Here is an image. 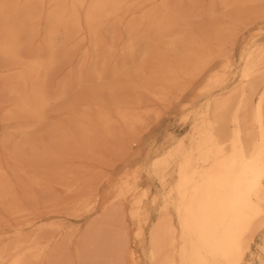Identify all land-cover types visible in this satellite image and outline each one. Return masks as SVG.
<instances>
[{"label":"bare ground","instance_id":"obj_1","mask_svg":"<svg viewBox=\"0 0 264 264\" xmlns=\"http://www.w3.org/2000/svg\"><path fill=\"white\" fill-rule=\"evenodd\" d=\"M262 2L264 0H210V5L220 4L229 10ZM170 3L196 5L198 1L0 0V56L8 62L6 64L12 72L7 74L9 88H4L15 96L10 106L4 104L5 115L10 119L21 116L32 120V123L22 126L20 130L23 133L43 124L51 103L67 98L70 87L75 83L80 85L86 82L88 76L81 74L77 80L70 79L67 84H62L55 93L50 94L47 90L50 73L62 56L73 52L80 42L94 39L93 52L98 53L100 58L95 62L90 61V51L87 50L83 65L90 64L87 69H93L98 82L105 80L103 75L106 69L115 71V78L129 66H137L136 56L142 40L155 38L154 41H158L171 37L174 42L178 33L174 24L178 16L184 13L189 17L191 13L176 12L170 8ZM144 4L151 5V9L134 13L123 26V31L129 37L125 51L132 59L122 58L121 62L112 63L110 56L119 52L115 44L119 40L115 29L109 33L107 26L128 16L133 7ZM143 27L145 33L140 35ZM237 31L222 28L212 35H217L220 42L230 44L224 56L225 62L208 74L197 92L196 97L203 100L198 104L189 102L183 105L182 120L189 126L188 132L182 136L170 134L164 151L154 156L147 165L127 171L115 184L118 190L116 198L126 199L131 218L139 223L137 239H145V226H155L148 234L151 249L146 254L154 264H264V238L262 243H257L258 234L264 230V42L259 43L251 38L240 49L236 42ZM122 35L124 33L119 37L123 38ZM39 37L44 40L42 50L24 57L23 52L30 48V42ZM108 37H111V41H108ZM194 37L191 44L198 48L191 49L183 60L174 59L182 46L180 43L175 42L171 48L161 49L158 42L155 51L159 57L149 74L150 78L145 79L144 83L182 85L188 79L186 85L192 84L211 64V58H205L204 53L213 50L211 45L205 46L200 36ZM26 41L30 42L26 44ZM236 61L241 66H236ZM162 99L166 101V94ZM116 114L130 129L144 122V118L136 117L120 106ZM82 117L86 118L85 115ZM101 117L104 121L102 126L110 123L105 111H102ZM92 130L84 128L83 136L89 137ZM66 137L69 142L65 147L69 148L73 143L70 142L72 136L68 133ZM139 140L134 138L129 142L137 145ZM82 146L87 147V144ZM42 159V156L32 155L27 160L35 161L36 166ZM16 162L14 166L19 165L20 161ZM20 169L22 166L17 168ZM5 170L0 166V197L9 199L6 207L13 215L22 214L24 212L16 198L20 195L19 199L23 200V194L15 195L18 192H13L12 175L9 173L7 176ZM143 172L157 177L163 190L161 195L153 192V185L142 190L139 186L133 187L131 180L140 177ZM32 180L40 185V178ZM23 192L21 189L20 193ZM149 205L160 212L156 223H153ZM115 210L112 217L103 219L105 223L110 219L115 221L106 234L123 244L125 236L114 232L116 224L119 229L122 228L123 212L117 208ZM102 227L106 229L105 224L97 228L100 234H104ZM56 228L61 230L57 225L49 230ZM92 236L97 237L98 234ZM41 239V236L34 234L26 239L18 238L12 248L0 247V264H64L60 244L52 245L57 237L48 241ZM86 244L87 239L83 241V264H86ZM256 245L260 249L258 253L254 250ZM130 255L134 264H142V258L137 253L131 252Z\"/></svg>","mask_w":264,"mask_h":264},{"label":"rangeland","instance_id":"obj_2","mask_svg":"<svg viewBox=\"0 0 264 264\" xmlns=\"http://www.w3.org/2000/svg\"><path fill=\"white\" fill-rule=\"evenodd\" d=\"M197 1L196 5L170 3V8L176 12L191 13L189 17L184 13L178 16L174 24V29H178L174 42L171 37H163L158 41H154L155 38L142 40L136 56L138 65L129 66L115 78L113 77L115 71L109 68L104 71L105 80L98 82L93 69L91 67L87 69L90 64L83 65L87 50L90 51V61L95 62V59L97 61L100 58L98 53L93 52L94 39L91 42L87 40L77 44L73 52L62 56L59 64L50 73L47 90L50 94L55 93L62 84H67L70 79L77 80L81 74L88 76L86 82L80 85L75 83L70 87V95L67 98L51 103L47 110L46 121L27 133H23L20 129L26 123H32V120L21 116L10 119L7 114L5 115L4 109L12 104L15 96H11L6 89L9 88L6 81L10 82L8 77L12 73L11 67L0 56V161L5 167L0 166L6 168L7 176L10 173L14 178L13 180L10 177V181L13 192L16 193L15 190L18 192L15 195L23 194V200L19 199L21 198L19 195L16 202L24 212L13 215L6 207L9 199L3 200L0 197V247L12 248L18 238L26 239L34 234L41 236L42 241L57 237L52 245L60 244L64 264H83L81 261L83 241L87 239L86 264H134L131 252L137 253V256L142 258V264H154L146 254L151 249L147 240L148 234L155 226H152L153 224L145 226V239H137L139 223L131 218L126 199L116 198L118 190L115 189V184L127 171L147 165L154 156L164 151L167 148L166 139L170 134L182 136L188 132L189 126L182 120L183 105L189 102L198 104L203 100L196 97L198 90L201 89L208 74L225 62L224 56L228 52L230 43L220 42L217 35L212 36L214 33L217 34L222 28L238 30L236 42L240 49L244 42L251 38L259 43L264 42V2L226 10L220 4L211 6L210 0ZM149 9H151L149 4L133 7L132 14L122 20L112 21L110 26H107L106 31L109 33L112 29L118 33L117 40L120 42L115 43L116 51L123 53H112L110 56L112 63L121 62L122 58L132 59L125 51L129 37L125 34L123 26L134 13L138 14ZM42 28L45 29L44 26ZM123 33L124 39L119 37ZM144 33L145 27L141 28L140 35ZM194 36H200L205 46L211 45L213 50L204 53L205 58H211V64L192 84L186 85L188 79L182 85L144 83L145 79L150 78L149 74L155 68L154 63L159 57L155 51L158 42L161 44L159 47L161 49H169L175 42L178 45L180 43L182 46L179 47L174 59L183 60L191 49L198 48L197 45L191 44ZM110 38L108 37V41H111ZM28 43L26 41V44ZM43 43V37L30 42V48H26L23 52L24 57L28 58L40 52ZM118 54L121 58L117 56ZM236 66H241V63L236 61ZM131 82L134 86L130 84ZM165 94L166 101L163 102L162 98ZM119 106L126 108L128 113L130 111L136 117L144 118V122L130 129L116 114ZM102 111L110 117V123L105 126H102L104 123L101 117ZM156 114L158 115L153 117ZM83 115L86 118H83ZM87 127L93 128L89 137L83 136V129ZM68 133L72 136L70 142H73L69 148L65 147L69 142L66 137ZM134 138L140 139L137 145L130 143ZM85 144L87 147L82 146ZM32 155L42 156L43 159L35 166V161L27 160ZM8 156H13L16 160L10 157V160L13 159L10 161ZM15 162H19V165L14 166ZM17 166L19 168L22 166L25 173L22 169L21 172L17 170ZM29 169L32 172L29 173ZM15 177L18 179L15 180ZM34 178L41 179L40 185L33 182ZM131 182L134 188L139 186L142 190L153 185L154 193L161 195L163 192L157 177L147 172H143ZM21 189L24 190L23 193H20ZM116 208L122 210L123 221L122 228L119 229L116 224L114 232L125 236L123 244L106 234L115 221L110 219L105 223L103 220L112 217ZM148 208L153 223H156L160 217L159 210L151 205ZM101 224L106 225V229L102 227L104 234L97 231ZM53 225H57L61 230L58 228L49 230ZM95 233L98 234L97 237L92 236ZM263 238L264 230L258 234L257 243H262ZM254 250L258 253L260 249L256 245Z\"/></svg>","mask_w":264,"mask_h":264}]
</instances>
